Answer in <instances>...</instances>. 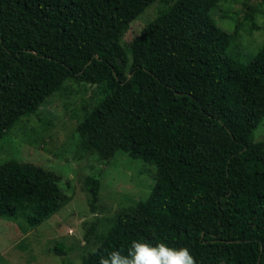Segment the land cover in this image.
<instances>
[{"label":"trees","instance_id":"trees-1","mask_svg":"<svg viewBox=\"0 0 264 264\" xmlns=\"http://www.w3.org/2000/svg\"><path fill=\"white\" fill-rule=\"evenodd\" d=\"M155 1L0 0V141L69 80L96 86L101 97L75 129L81 150L104 164L123 153L156 173L148 198L104 233L83 224L97 247L81 264L126 254L133 240L187 247L196 264H264V141L252 138L264 118V45L239 63L227 54L236 30L212 16L223 0H175L132 41L126 74L119 39ZM59 181L32 163L1 164L0 219H47L64 204ZM83 189L96 211L100 177Z\"/></svg>","mask_w":264,"mask_h":264},{"label":"rangeland","instance_id":"rangeland-1","mask_svg":"<svg viewBox=\"0 0 264 264\" xmlns=\"http://www.w3.org/2000/svg\"><path fill=\"white\" fill-rule=\"evenodd\" d=\"M175 0H156L123 31L119 44L127 57L129 73L131 43L142 29L168 12ZM212 16L227 32H237V40L227 54L247 64L264 45L263 0H223ZM101 97L96 86L69 80L49 97L35 114L22 118L0 141V165L8 160L32 163L60 177L64 204L47 219L25 224L22 219H0V264H81L92 253L95 240L84 242L83 224L96 223V233H104L120 209L148 198L155 183L156 168L123 153L104 164L79 146L75 129L84 108L95 105ZM264 141V118L252 135ZM101 180L96 211L87 204L83 181L87 176ZM56 244L71 248L68 257L58 256Z\"/></svg>","mask_w":264,"mask_h":264},{"label":"clouds","instance_id":"clouds-1","mask_svg":"<svg viewBox=\"0 0 264 264\" xmlns=\"http://www.w3.org/2000/svg\"><path fill=\"white\" fill-rule=\"evenodd\" d=\"M99 264H196L187 247L174 248L160 242L133 240L126 254L121 251L107 252Z\"/></svg>","mask_w":264,"mask_h":264}]
</instances>
